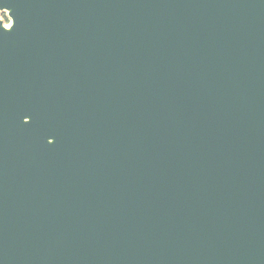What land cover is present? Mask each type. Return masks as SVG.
I'll use <instances>...</instances> for the list:
<instances>
[{"label": "water", "instance_id": "obj_1", "mask_svg": "<svg viewBox=\"0 0 264 264\" xmlns=\"http://www.w3.org/2000/svg\"><path fill=\"white\" fill-rule=\"evenodd\" d=\"M0 11V264H264V0Z\"/></svg>", "mask_w": 264, "mask_h": 264}, {"label": "rangeland", "instance_id": "obj_2", "mask_svg": "<svg viewBox=\"0 0 264 264\" xmlns=\"http://www.w3.org/2000/svg\"><path fill=\"white\" fill-rule=\"evenodd\" d=\"M0 19L3 21L5 28H9V26L12 24V20L9 18L8 12L0 11Z\"/></svg>", "mask_w": 264, "mask_h": 264}]
</instances>
